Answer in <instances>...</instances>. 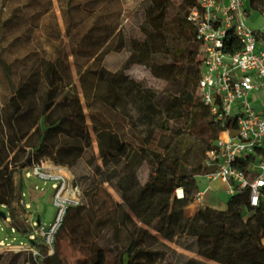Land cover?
Segmentation results:
<instances>
[{
    "label": "trees",
    "instance_id": "trees-1",
    "mask_svg": "<svg viewBox=\"0 0 264 264\" xmlns=\"http://www.w3.org/2000/svg\"><path fill=\"white\" fill-rule=\"evenodd\" d=\"M143 1L145 21L140 28L145 30L147 21L150 29L145 38L131 36L132 51L137 53L139 60L149 64L152 73L176 87L171 93V101L176 103L177 109L171 118H183L191 130L205 128L209 140L201 151L215 150L219 132L228 129L231 135L235 134L236 119L231 116L216 118L201 100L198 82L202 62L195 25L186 21L184 45L179 46L173 39L178 19L186 20V10L195 4L194 0ZM253 6L264 15V5ZM70 28L66 24L69 50L63 46L60 35L53 57L43 59L22 75L17 84L12 79L10 64L0 59L9 88L5 103L0 101V206L7 209H11L17 199L15 171L32 163L49 160L68 167L74 176V184L80 189L85 182L89 181L91 185L94 181L84 165L83 156L90 134L82 108L84 104L71 80L68 53L73 57L85 105L90 107L103 58L113 47L117 25L109 27L102 36H92L89 31L77 37L72 35ZM156 36L159 37L157 42ZM240 49L234 35L225 40L224 52L234 54ZM158 52L161 55L154 56ZM106 134L108 146L104 148L99 141L101 156L112 154L115 149L124 154L125 145L117 135ZM141 150L149 166L147 178L139 184L134 173L128 174L125 180L128 192L123 194V203L114 202L109 208L99 206L95 209L94 196L90 194L87 208L81 204L69 205L50 254L45 245L37 241V237H29L30 230L13 217L9 219V226L26 237L38 254L32 256L28 250L0 253V264H107L109 254L113 255L114 264H153V255L158 251L152 249L157 240L152 230L167 240L187 231L195 238L177 239L180 246L219 264H264V244L261 242L264 237V187L257 205L250 204V189L246 186L230 194L222 210L200 208L185 229L187 220L183 217V208L195 200L194 192L198 189L195 175H204L214 166L198 160L196 169L189 174L179 163L170 166L160 153L147 151L145 147ZM263 154L264 149L256 148L254 154L238 159L235 166L247 172L257 156ZM98 183L102 182L99 180ZM178 188L183 190L182 197L171 198ZM131 211L144 226L137 224ZM38 222L42 224L36 218L35 224ZM204 228L212 234L203 236ZM97 239L102 240V244ZM63 242L71 248L73 255L63 251ZM183 264L207 263L188 259Z\"/></svg>",
    "mask_w": 264,
    "mask_h": 264
},
{
    "label": "rangeland",
    "instance_id": "rangeland-1",
    "mask_svg": "<svg viewBox=\"0 0 264 264\" xmlns=\"http://www.w3.org/2000/svg\"><path fill=\"white\" fill-rule=\"evenodd\" d=\"M144 9L143 0H0V59L10 64L15 84L43 59L53 57L59 37L62 36L63 46L69 50V42L65 37L66 24L71 27L72 35L77 37L89 31L92 36H102L107 33L109 27L117 25L113 47L103 58V68L90 107L85 105L73 57L68 53L71 80L80 101L84 104L82 108L90 134L83 160L86 173L93 176L94 181L91 185L89 181L82 184L77 203L86 208L90 194L94 196L95 209L99 206L109 208L114 202L123 203V194L128 192L125 180L129 173L135 174L139 184L145 182L149 166L143 159L142 147L147 151L160 153L170 166L179 163L184 167V172L189 174L196 169L198 160L207 163V152L203 153L201 150L209 140L208 131L205 128L191 130L183 118H171L177 109L176 103L171 101V93L176 87L165 83L163 78L152 73L149 64L139 60L137 53L132 51V37L145 38L150 29L147 21L145 30L140 28L145 21ZM189 9L186 10V20L178 19V26L173 33L174 43L179 46L185 44ZM247 22L251 26L249 18ZM158 38L156 36V42ZM148 39L152 41V38ZM159 55L161 54L158 52L154 56ZM8 95L9 88L0 62L1 103H5ZM105 132L116 134L118 140L124 143V154L115 149L112 154L101 156L99 143L101 142L104 148L109 144ZM195 177L197 193L206 184L199 186V181L204 179V175L198 174ZM14 180L17 199L12 204L13 208L0 206V212L6 215L5 219L0 217V253L3 254L17 252L8 250V244L24 245L28 242L26 237L10 230L9 219L16 217L13 210L23 226H28L24 221V213L28 214L32 223H35L39 215L45 227L49 226L56 213V208L51 202V182L33 176L29 165L17 169ZM99 180L101 184L98 183ZM211 184L209 194L224 205L225 191L219 190L223 185L220 179L211 181ZM90 187L93 188L90 190ZM176 190L171 194V198L178 197ZM194 202L195 200L183 208V217L187 220L185 229L189 227V219L194 217L200 208L221 210L207 206L203 198L200 202H195V208L191 211L188 206ZM131 215L138 225L144 226L134 212L131 211ZM81 226H84L83 223ZM152 233L157 238L152 249L158 251L153 255V264H183L188 259L219 264L180 246L177 239L195 238L187 231L177 233L173 240L163 238L155 230H152ZM201 233L208 237L212 231L204 228ZM97 242L102 244L100 239H97ZM62 249L68 255L74 254L64 242ZM108 258L107 264H114L113 255L109 254Z\"/></svg>",
    "mask_w": 264,
    "mask_h": 264
},
{
    "label": "built area",
    "instance_id": "built-area-1",
    "mask_svg": "<svg viewBox=\"0 0 264 264\" xmlns=\"http://www.w3.org/2000/svg\"><path fill=\"white\" fill-rule=\"evenodd\" d=\"M194 3L188 11V20L196 27L195 39L202 62L198 93L212 115L219 119L235 117L237 127L234 135L224 130V138L219 132L216 149L207 152V164L214 169L204 174L208 183L196 193L195 200L201 201L210 189L209 183L220 179L227 184L230 194L248 186L250 204L255 206L264 187V154L257 156L247 172L237 168L235 162L254 154L256 148L264 149V110L254 108L249 98L251 92L264 89V50L258 47V32L247 22L244 0H194ZM231 35L241 45L234 54L223 51L225 40ZM29 168L33 176L53 186L51 202L56 213L48 227L32 223L24 213L31 232L29 237L40 239L50 254L67 207L79 202L80 188L74 184V176L66 166L42 160ZM10 230L15 232L14 227ZM6 248L38 254L30 243L28 246L8 244Z\"/></svg>",
    "mask_w": 264,
    "mask_h": 264
},
{
    "label": "crops",
    "instance_id": "crops-1",
    "mask_svg": "<svg viewBox=\"0 0 264 264\" xmlns=\"http://www.w3.org/2000/svg\"><path fill=\"white\" fill-rule=\"evenodd\" d=\"M251 1L252 0H244V6H245V9L247 11V15H248L251 27L253 29H255L259 34V36H258V47L264 50V15L259 12L258 8L253 6V4L264 5V0H253V4H251ZM249 98H250L251 103L254 106V108L259 109V110H264V89L251 92L249 95ZM220 182L223 185L220 187L221 189L219 188V190L223 189L225 191V198H224L225 204L222 205L219 201H217L214 197H212L209 194V191L212 189L211 182L209 183L210 189L204 195V198H205V204H207V206L222 210L226 207V201H227V198L230 195V193L227 190V184L221 180H220ZM14 183H15V180H14ZM207 183H208V181L204 178L201 180V182L199 181V186L200 185L204 186ZM216 188L218 189V186H216ZM195 202H200V201L195 200ZM219 204H221V206H219ZM13 215L17 217L15 210H13ZM39 219H40V216L37 215V220H39ZM24 227L28 229V226L25 225ZM28 236H29V234H28ZM263 238L261 239L262 244H264L262 241ZM28 245H29V241L26 244H24L23 246H28Z\"/></svg>",
    "mask_w": 264,
    "mask_h": 264
},
{
    "label": "bare ground",
    "instance_id": "bare-ground-1",
    "mask_svg": "<svg viewBox=\"0 0 264 264\" xmlns=\"http://www.w3.org/2000/svg\"><path fill=\"white\" fill-rule=\"evenodd\" d=\"M220 136L223 137V138L226 137V132H225V131H221V132H220ZM176 194H177L178 197H182V195H183L182 190H181L180 188H178V189L176 190ZM194 208H195V202L192 203V204H190V205L188 206V209H190L191 211H193ZM262 241H263V243H264V238H263Z\"/></svg>",
    "mask_w": 264,
    "mask_h": 264
},
{
    "label": "water",
    "instance_id": "water-1",
    "mask_svg": "<svg viewBox=\"0 0 264 264\" xmlns=\"http://www.w3.org/2000/svg\"><path fill=\"white\" fill-rule=\"evenodd\" d=\"M0 217H1L2 219H5V217H6L5 213H4V212H0ZM37 221H39V220H37ZM38 223H39V222H38Z\"/></svg>",
    "mask_w": 264,
    "mask_h": 264
}]
</instances>
